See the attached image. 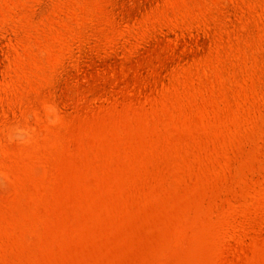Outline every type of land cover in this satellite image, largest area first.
<instances>
[{
  "label": "rangeland",
  "instance_id": "374dc122",
  "mask_svg": "<svg viewBox=\"0 0 264 264\" xmlns=\"http://www.w3.org/2000/svg\"><path fill=\"white\" fill-rule=\"evenodd\" d=\"M0 264H264V0H0Z\"/></svg>",
  "mask_w": 264,
  "mask_h": 264
}]
</instances>
